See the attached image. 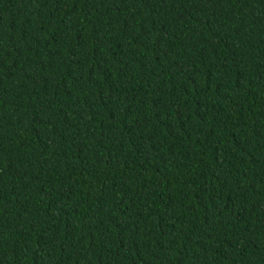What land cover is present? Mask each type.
Returning <instances> with one entry per match:
<instances>
[{
	"label": "trees",
	"instance_id": "1",
	"mask_svg": "<svg viewBox=\"0 0 264 264\" xmlns=\"http://www.w3.org/2000/svg\"><path fill=\"white\" fill-rule=\"evenodd\" d=\"M0 264H264V0H0Z\"/></svg>",
	"mask_w": 264,
	"mask_h": 264
}]
</instances>
